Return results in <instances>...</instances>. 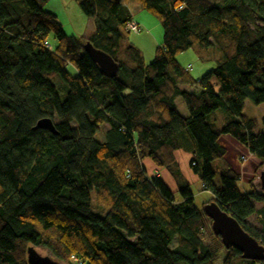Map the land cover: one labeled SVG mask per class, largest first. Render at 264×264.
<instances>
[{"label":"trees","instance_id":"1","mask_svg":"<svg viewBox=\"0 0 264 264\" xmlns=\"http://www.w3.org/2000/svg\"><path fill=\"white\" fill-rule=\"evenodd\" d=\"M48 1L0 0V264H28L38 246L62 264H264L226 248L203 211L214 200L264 244L246 221L255 202L264 213V133L243 113L247 100L264 102V0H81L96 25L87 38L68 34ZM131 1L163 27L150 63L128 41ZM87 40L119 64L116 77L100 72ZM190 48L220 58L195 77L178 60ZM43 117L57 134L34 128ZM223 134L260 161L247 191L231 166H213ZM186 142L212 193L202 207L178 170ZM146 158L177 179L175 190L147 174Z\"/></svg>","mask_w":264,"mask_h":264},{"label":"rangeland","instance_id":"2","mask_svg":"<svg viewBox=\"0 0 264 264\" xmlns=\"http://www.w3.org/2000/svg\"><path fill=\"white\" fill-rule=\"evenodd\" d=\"M80 1L81 0H49L46 3V5L51 7L58 13L59 15L58 17L60 21L63 23L65 29L69 33L71 32L82 33L85 32V30L87 29L88 21L91 20V17L87 16L83 12L80 6ZM129 4L131 11L134 13L138 12L139 9L142 8L140 4L135 1H131L129 2ZM151 15L156 20V22H158L160 27L163 29L161 22L153 14ZM157 30H158L157 28L154 30L152 28H149V26H147L146 24H144L141 25V30L139 32H130L128 36V41L138 46L141 49L146 63H150L154 59L156 48L162 42L161 38L159 40V38L157 37ZM213 52L214 50H212L211 54L208 55L209 58L211 59L215 58ZM178 59L180 62L182 61L183 63L190 62L193 66L192 72L198 74L199 76L203 75L207 70L211 69L215 65V60H209V59L205 60L204 58H201L199 54H197L195 48H190L181 52L178 55ZM121 74L122 71L120 72V75ZM177 104L178 107L180 108L181 113L188 114L187 107L183 103L182 98H178ZM243 113L249 117L256 118L258 122V131L264 133V102L260 104H255L250 100H247ZM217 114L221 116V118L219 119V123L222 124L221 122L222 111L218 110ZM107 128H108L107 124H104L100 127L97 133V137L99 139H103L104 132L106 131ZM226 136L228 137L230 136V138L233 139V137L229 134H223L219 138V140L224 142L226 145L225 146L226 154L223 159H218L213 162V166L216 169L220 167H226L228 165L232 167L234 163V159L236 157L238 158L241 155H243V153L239 154V152L237 153L235 151L234 145H232L227 140ZM188 138L190 139V137ZM193 144L194 143L186 142L181 149L176 151V157H177L178 170L181 172L183 179L190 184V187L194 193L195 204L198 207H202L205 202L210 200L212 193L210 191L203 190L201 181L198 179L197 174L193 171L190 165V160L193 159L194 156L196 155L194 153ZM243 146L246 148V152L244 153V155H246L247 158H249L250 160L253 159L252 153L247 149L245 145ZM240 160L243 159L241 158ZM143 164L145 165L147 174L149 176H154L157 175V173H159V176H161L165 180V182L172 190L176 189L177 179L166 168L157 167L149 158L144 159ZM215 181L219 183L218 175L216 176ZM239 186L242 191H245L249 188L248 184L247 183L245 184L243 182H239ZM255 206L257 211L251 214L249 217H247L246 221L250 226H252L254 229H256L260 234H263L264 236V213L260 212L262 203L255 202ZM202 239L205 243L209 242V238L207 234H203ZM176 244H177L176 235H174L171 246L174 247L176 246ZM36 250L43 255H50L53 257L51 251L47 248L38 246L36 247Z\"/></svg>","mask_w":264,"mask_h":264},{"label":"water","instance_id":"3","mask_svg":"<svg viewBox=\"0 0 264 264\" xmlns=\"http://www.w3.org/2000/svg\"><path fill=\"white\" fill-rule=\"evenodd\" d=\"M83 49L98 65L100 72L107 77H116L119 64L107 52L96 48L87 40ZM34 128H43L57 134L54 121L51 117L39 119ZM257 185L264 191V168L259 172ZM203 211L211 219L212 230L221 238L226 248H236L241 252L242 258L264 261V244L247 232L241 224L228 212L223 210L214 200L203 206ZM28 264H62L50 255H43L35 248L28 249Z\"/></svg>","mask_w":264,"mask_h":264},{"label":"crops","instance_id":"4","mask_svg":"<svg viewBox=\"0 0 264 264\" xmlns=\"http://www.w3.org/2000/svg\"><path fill=\"white\" fill-rule=\"evenodd\" d=\"M128 5V7H129V9H130V4L128 3L127 4ZM45 9L46 10H48V11H50V12H53V13H55L57 16H59L58 15V13L54 10V9H52L51 7H49V6H47L46 4H45ZM130 11H131V9H130ZM131 13H132V19L134 20V21H137L139 24H141V25H144V24H146L147 26H149V28H152V29H158L157 30V37L159 38V40H160V38H161V41H162V38H163V29L160 27V25L158 24V22H156V20L152 17V15L148 12V11H146V10H144L143 8H141V9H139V11L138 12H136V13H134V12H132L131 11ZM59 18V17H58ZM63 24V23H62ZM64 26V25H63ZM64 29H65V26H64ZM95 30H96V25H95V19L93 18V17H91V20H89L88 21V25H87V29L85 30V32H71V33H69L66 29H65V31L68 33V34H71V35H77V36H83V37H90V36H92L94 33H95ZM161 44V43H160ZM198 54V53H197ZM211 54V53H210ZM210 54H207V55H203L201 58H204L205 60H215V63L217 62V60L220 58V53H218L217 51H215L214 50V52H213V55H214V57L215 58H209V56L208 55H210ZM179 60V59H178ZM181 63L183 64V65H185V66H188L189 67V70L192 72V68H193V66H192V64L190 63V62H186V63H183L182 61H181ZM206 68H208V67H206ZM206 68H205V70H206ZM210 70V69H209ZM209 70H207V71H209ZM206 71V72H207ZM205 72V73H206ZM192 74L195 76V77H198L199 75L198 74H195V73H193L192 72ZM185 88H186V90H193V86H189V85H185L184 86ZM178 98H181V97H177L176 99H175V103H176V105H177V108H178V110H179V112H180V108L178 107V104H177V100H178ZM181 113V112H180ZM182 115H184V116H187L188 114H184V113H181ZM227 137V140L232 144V145H234V149H235V151L238 153L239 152V154L240 153H243V155H241L240 157H236L235 159H234V163H233V165H232V168L236 171V172H238L239 173V175H240V180H239V182H243V183H249L254 177H255V172H256V169H257V166H258V164L260 163V161H259V159L256 157V156H254L253 154H252V157H253V159H249V158H247V156L246 155H244V153L246 152V148L243 146V144H241L240 142H238L235 138H230V136L228 137V136H226ZM219 142L223 145V146H226L225 145V143L224 142H222V141H220L219 140ZM237 156V155H236ZM242 157H244L245 158V160H240ZM245 162V163H244ZM245 191H247V190H245Z\"/></svg>","mask_w":264,"mask_h":264},{"label":"built area","instance_id":"5","mask_svg":"<svg viewBox=\"0 0 264 264\" xmlns=\"http://www.w3.org/2000/svg\"><path fill=\"white\" fill-rule=\"evenodd\" d=\"M126 29L130 32H139L141 30V25L137 21H134L132 19V20L127 22ZM44 45L46 47L50 48L51 50H53L52 44L49 40L45 41ZM242 159L245 160L244 157H242Z\"/></svg>","mask_w":264,"mask_h":264}]
</instances>
